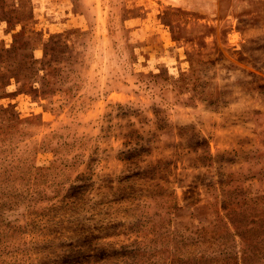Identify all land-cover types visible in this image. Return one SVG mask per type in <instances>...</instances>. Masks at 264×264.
Masks as SVG:
<instances>
[{"label": "rangeland", "instance_id": "obj_1", "mask_svg": "<svg viewBox=\"0 0 264 264\" xmlns=\"http://www.w3.org/2000/svg\"><path fill=\"white\" fill-rule=\"evenodd\" d=\"M0 264H264V0H0Z\"/></svg>", "mask_w": 264, "mask_h": 264}]
</instances>
